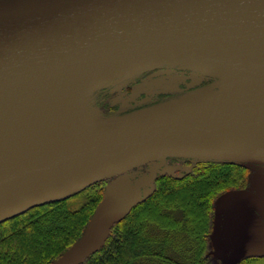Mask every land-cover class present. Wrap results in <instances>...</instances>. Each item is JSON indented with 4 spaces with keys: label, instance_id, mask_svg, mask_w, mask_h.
I'll return each instance as SVG.
<instances>
[{
    "label": "water",
    "instance_id": "95a60500",
    "mask_svg": "<svg viewBox=\"0 0 264 264\" xmlns=\"http://www.w3.org/2000/svg\"><path fill=\"white\" fill-rule=\"evenodd\" d=\"M156 64L218 80L122 115L67 120L86 96ZM60 119L67 124L55 126ZM173 156L264 163V0H0V223L154 161L125 207L96 213L55 262L80 264ZM233 199L264 220V196H220L212 240L222 264L264 254L254 247L234 261L229 253L222 222Z\"/></svg>",
    "mask_w": 264,
    "mask_h": 264
},
{
    "label": "trees",
    "instance_id": "16d2710c",
    "mask_svg": "<svg viewBox=\"0 0 264 264\" xmlns=\"http://www.w3.org/2000/svg\"><path fill=\"white\" fill-rule=\"evenodd\" d=\"M155 75L154 71H147L138 81ZM192 80H178L182 86L176 91L160 89L155 104L212 82L207 77L193 84ZM103 93L104 90L96 94H100L104 114L109 115L114 108L101 103L106 102L107 90ZM148 93L141 91L135 97H147ZM135 97L131 108L121 114L154 105H136ZM173 163L180 165L175 159ZM250 171L239 163L201 160L190 172L185 171V177L174 173L159 176L153 191L126 217L113 222L104 245L80 264H218L209 254L213 200L228 190L246 189ZM106 180L100 179L70 197L32 207L1 222L0 264H55L83 237L104 200ZM255 260L262 261L247 257L239 264H256Z\"/></svg>",
    "mask_w": 264,
    "mask_h": 264
},
{
    "label": "rangeland",
    "instance_id": "374dc122",
    "mask_svg": "<svg viewBox=\"0 0 264 264\" xmlns=\"http://www.w3.org/2000/svg\"><path fill=\"white\" fill-rule=\"evenodd\" d=\"M147 71H154L156 75L145 78L143 81H138V79L140 78L139 76L145 74V72L147 73ZM189 77L193 78L192 84L196 81H201L203 77L211 78L212 82L210 84L202 85L199 87H197L196 85L193 89H188L187 92H182L185 95L198 89L207 87L218 80V78L212 76L211 73L198 68L184 65L156 64L135 75L119 77L111 84L105 85L104 87L94 92V94L90 95V97L86 96L70 108L66 116L67 120L71 117L74 119V122L87 123L112 116L111 114L122 115L121 112L131 108V99L137 96L141 91H148L149 93L147 94V97L142 96V98L139 97L140 99L135 97L136 105L147 103L155 105V103H157V101L155 100V96L157 93H159L160 89H162V91H167L168 89L173 90L174 88V90L176 91L177 88L182 86L181 83L178 82V80H181V82L187 81ZM152 79L154 81L151 82ZM130 84H132L131 87L129 86ZM192 84H190L191 87ZM109 87L111 88L109 89ZM102 90H104V93L107 90V96H104L106 102L102 100L101 103H106L108 104L109 108H114L111 114H107L108 116L104 114L105 110L99 103V96ZM99 92L100 94L97 95L96 93ZM153 92H155V94L151 95V93ZM152 101L154 102L150 103ZM133 105H135V103ZM169 158H171L170 161H168ZM174 159L180 165H175L173 163ZM199 161H201V159L196 157H168L167 164L158 172V177L165 173H174L179 178L185 177V171L190 172L191 167L196 166ZM202 161L223 162L216 160ZM153 162L154 161L144 163L123 173L106 177L107 185L105 197L97 209V217L101 218L107 211L111 209H123L133 193L134 181L142 175H148ZM242 165L251 170L249 173V183L246 189L264 196V163L242 162ZM154 188L155 182L154 184L146 187L144 196L151 193ZM220 196L221 195L217 196L213 200L214 209L212 212V223L215 216L216 203ZM257 220L258 218L255 215V212L251 210V207L247 204L246 201L233 199L225 204L222 222V234L224 238L230 240L229 253L234 258V261L251 253V250L254 247L259 248L260 253H264V224L261 220ZM210 247L211 250L209 254L218 264H222L221 259L216 255L214 246L210 245ZM260 256H262V261L260 262L264 264V255L262 254ZM241 261L242 260H240V262ZM260 262H257L256 264ZM237 264H239V262Z\"/></svg>",
    "mask_w": 264,
    "mask_h": 264
},
{
    "label": "flooded vegetation",
    "instance_id": "af4514ba",
    "mask_svg": "<svg viewBox=\"0 0 264 264\" xmlns=\"http://www.w3.org/2000/svg\"><path fill=\"white\" fill-rule=\"evenodd\" d=\"M262 206L264 207V205L262 204ZM253 210V209H252ZM253 212H255V215L257 216V218L259 219V220H261L262 221V223L264 224V220L262 219V217H260L259 216V214L255 211V210H253ZM212 232H213V223H212V227H211V231H210V233H209V244L210 245H213L212 243H213V240H212ZM225 241H228L227 239H224ZM264 255V254H263ZM250 257H252V258H254V259H261L262 258V256H260V255H256V256H250Z\"/></svg>",
    "mask_w": 264,
    "mask_h": 264
},
{
    "label": "bare ground",
    "instance_id": "6f19581e",
    "mask_svg": "<svg viewBox=\"0 0 264 264\" xmlns=\"http://www.w3.org/2000/svg\"><path fill=\"white\" fill-rule=\"evenodd\" d=\"M65 124H67V122L62 121V120L60 119V121H59V122H56L54 125H55V126H64Z\"/></svg>",
    "mask_w": 264,
    "mask_h": 264
}]
</instances>
